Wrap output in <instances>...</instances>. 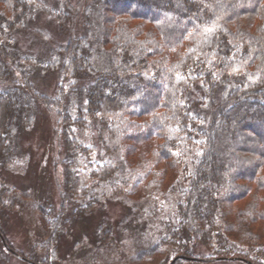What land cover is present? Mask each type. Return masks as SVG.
Here are the masks:
<instances>
[{
    "label": "trees",
    "instance_id": "obj_1",
    "mask_svg": "<svg viewBox=\"0 0 264 264\" xmlns=\"http://www.w3.org/2000/svg\"><path fill=\"white\" fill-rule=\"evenodd\" d=\"M72 2L0 0L2 247L55 264L14 250L2 221L27 207L52 245L73 220L118 203L125 216L97 227L84 244L94 261L82 264L143 233V222L155 230L126 264H264V0H76L81 35L42 40L47 28L33 23L65 28ZM19 34L38 36L41 54L21 51ZM48 74L53 96L34 84ZM37 102L55 114L64 151L58 210L5 178L30 163L22 136Z\"/></svg>",
    "mask_w": 264,
    "mask_h": 264
},
{
    "label": "rangeland",
    "instance_id": "obj_2",
    "mask_svg": "<svg viewBox=\"0 0 264 264\" xmlns=\"http://www.w3.org/2000/svg\"><path fill=\"white\" fill-rule=\"evenodd\" d=\"M72 3L74 4V12L71 15L72 19L66 24L65 28L59 30L55 22H47L46 16H40L33 23L36 30L47 28L46 31L49 35L47 37L40 35L42 40L52 45L53 41L66 43L69 38L81 35L83 32V18L80 12L84 4L82 2L76 4V0H73ZM17 37L18 48L21 51L31 52L34 56L41 54L44 46L40 43L41 39H36L38 36L34 34H19ZM55 78L54 74L38 75L37 78L35 77L34 84L38 91L53 96L56 93ZM37 106L39 107V118L32 128L22 136V151L30 157V163L24 173L19 175L5 173V178L10 185L27 190L31 194L32 200L42 202L45 205H51L54 210H58L60 208V201L62 200L61 194L63 193L61 187L63 172L60 161L64 156V151L60 147L59 139L53 133V125L56 121L55 114L38 102ZM125 212L122 205L108 203L106 208L103 210L101 208L97 209L87 219L79 218L73 220L69 231L65 230L62 232L60 237L55 239L56 243L52 245L42 237L37 218H35L36 215H33L32 211L27 207L16 211L8 216L6 220L2 221V228L7 242L19 253L31 256L30 254H33L34 251L36 259L46 260V257H48L47 259L55 264H82L88 260L94 261L92 259L94 256L89 259V253H87L88 247L86 245L89 243V240L92 241V235L97 230V227L105 223L112 228L116 221L125 216ZM143 224H145V226H142L144 232H146L145 234L143 231V233L138 234L131 229L126 233L128 236L123 238L117 247L115 244L109 255L107 254L108 251L102 250L104 252L98 255V257L101 256L102 258H98L95 264H126L129 256L134 253L133 251L147 243L148 237L146 235L155 230L153 224H148L147 222H143ZM112 233L114 239L119 238L118 233L115 234L114 230H112ZM85 238L86 240H84ZM81 246L83 247L82 249ZM112 252L118 259L113 257ZM206 252L207 254L209 253L207 249H203L198 250L195 254L204 256ZM171 259L172 257L169 259V262ZM144 261H147L145 264H154L151 260H143L138 262V264H144ZM0 264L30 263L24 261L18 255L8 252L0 244ZM197 264L247 263L239 260H216L212 262H199Z\"/></svg>",
    "mask_w": 264,
    "mask_h": 264
},
{
    "label": "water",
    "instance_id": "obj_3",
    "mask_svg": "<svg viewBox=\"0 0 264 264\" xmlns=\"http://www.w3.org/2000/svg\"><path fill=\"white\" fill-rule=\"evenodd\" d=\"M21 259H23V260H25V261H28L27 259H24L23 257H21V256H19ZM186 259V257H184V256H178V257H175V259L170 263V264H173L174 263V261L176 260V259ZM32 264H35V263H32Z\"/></svg>",
    "mask_w": 264,
    "mask_h": 264
}]
</instances>
